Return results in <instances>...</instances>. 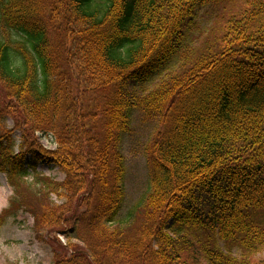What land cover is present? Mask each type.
Wrapping results in <instances>:
<instances>
[{"label": "trees", "instance_id": "1", "mask_svg": "<svg viewBox=\"0 0 264 264\" xmlns=\"http://www.w3.org/2000/svg\"><path fill=\"white\" fill-rule=\"evenodd\" d=\"M209 7L220 18L189 43ZM0 87L12 203L24 185L65 199L31 213L69 225L52 264H250L264 249V0H0ZM135 112L160 125L138 223L120 220Z\"/></svg>", "mask_w": 264, "mask_h": 264}, {"label": "rangeland", "instance_id": "2", "mask_svg": "<svg viewBox=\"0 0 264 264\" xmlns=\"http://www.w3.org/2000/svg\"><path fill=\"white\" fill-rule=\"evenodd\" d=\"M222 10V7L201 9L196 16L195 28L190 32L187 41L198 43L200 39H203L207 29L220 18ZM96 101L95 97L91 104ZM4 126L11 129L14 123L12 120H7ZM159 129V124L143 120L140 114L135 112L132 116L130 131L123 138L121 151L125 157L126 176L124 181L125 198L120 211L122 222L131 220L138 223L141 220V210L134 212L133 215L131 212L139 207L142 197L149 191L150 167L144 147L148 141L155 137ZM35 137L43 148H54L52 137L37 133ZM20 138L21 132L15 131L13 133L15 145L20 143ZM37 169L43 175L47 174L54 179L64 180V174L56 167L51 168L39 164ZM0 196L4 197L0 203V216H2V223L0 222V264H52V241H57L58 246L67 245V238L63 233L69 225L64 223L49 230V226L36 223L37 217L31 213L34 211L39 215L45 214L47 209L44 207L60 206L65 201L64 197L24 185L19 191V199L16 203H12L15 193L1 173ZM17 210L19 212H16ZM3 211L5 212L2 213ZM250 261V264H263L264 249L253 255Z\"/></svg>", "mask_w": 264, "mask_h": 264}, {"label": "bare ground", "instance_id": "3", "mask_svg": "<svg viewBox=\"0 0 264 264\" xmlns=\"http://www.w3.org/2000/svg\"><path fill=\"white\" fill-rule=\"evenodd\" d=\"M4 199V197H2V196H0V203H1V201Z\"/></svg>", "mask_w": 264, "mask_h": 264}]
</instances>
